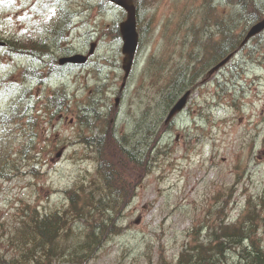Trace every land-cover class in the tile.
<instances>
[{
	"label": "rangeland",
	"instance_id": "374dc122",
	"mask_svg": "<svg viewBox=\"0 0 264 264\" xmlns=\"http://www.w3.org/2000/svg\"><path fill=\"white\" fill-rule=\"evenodd\" d=\"M228 1L140 0L139 46L119 92L122 41L109 31L125 18L121 7L108 0H0L1 38L36 37L51 14L50 5L61 3L76 15L62 47L88 55L85 64L66 65L42 82L35 78L21 82V69L40 67L41 59L29 53L16 55L8 49L10 45H0V112L24 86L32 87L33 130L40 153L35 157L39 161H34L38 172L32 173L29 160L19 152L28 139L7 133L14 159L10 164H17L18 170L14 174L8 165L4 169L9 177L0 176V250L7 247L9 255L14 253L5 239L15 231L27 207L40 213L62 208L68 204L64 189L98 178L97 155L83 136L97 133L99 127L112 128L116 135L127 133L130 143L137 144L138 155L148 153L150 166L117 220L121 229L85 264H177L182 249L194 238L205 239L208 226L218 219L225 223L242 220L248 201L258 204L256 213L262 212L264 31L225 66L200 77L188 89L191 92L182 111L168 118L169 110L163 111L160 104L172 67L183 63L193 49L189 44L192 27L202 38L214 34V46L222 40L213 20L238 7ZM256 1L264 6V0ZM230 16L223 20L229 23ZM244 17L233 28L237 35L244 28ZM68 53L59 51L54 56ZM59 86L67 102L56 107L46 97ZM87 100L95 109H90L96 117L91 127L80 119ZM34 152L25 155L33 160ZM127 166L129 174L132 166ZM134 176L140 178L138 169ZM257 221V233L262 236L261 221ZM78 225L82 227V221ZM236 259L231 251L225 263Z\"/></svg>",
	"mask_w": 264,
	"mask_h": 264
},
{
	"label": "trees",
	"instance_id": "16d2710c",
	"mask_svg": "<svg viewBox=\"0 0 264 264\" xmlns=\"http://www.w3.org/2000/svg\"><path fill=\"white\" fill-rule=\"evenodd\" d=\"M139 1L134 0L137 9ZM228 2L238 7L229 14L232 15L229 23L223 20L229 15L213 21L216 29L220 28L218 34L222 40L219 44L214 46V34L202 38L201 33L194 31L192 27L189 44L193 49L183 63L176 64L170 71V78L160 99L163 111L169 110L176 98L196 85L200 77H206L211 66L226 55L242 50L244 46L241 45L242 39L239 37L250 24L264 16V6L256 0ZM54 9L36 37L26 40L0 37V42L3 40L4 45H10L8 49L15 54L32 53L36 59L42 55L44 58L48 56L52 59L49 66L52 68L56 64L57 67L54 54L59 51H71L62 47V44L68 40L74 13L63 5L55 6ZM242 11L245 16L242 20L244 28L237 35L233 28H236L240 17L243 16ZM237 13L239 15H236ZM109 32L112 36H120L118 26L112 27ZM45 70L36 66L24 67L20 72L21 82L32 78L40 82L47 74ZM30 90L31 87L24 86L23 92L15 95L11 104L0 112V176L9 177L8 171L4 169L8 165L14 174L18 170L17 164H10L14 159L6 139L9 137L8 132L14 136L23 134L22 137L28 139L21 143L19 152L29 160L30 172H38L35 162L39 159L35 160V157L39 156V151H36L38 146L35 141L36 132L33 130L36 111L33 109V101L30 100ZM46 101L52 106H65L67 102L65 91L61 87L58 88L52 95L46 97ZM87 102L90 101L87 100L84 104L80 119L81 124L91 127L96 117H92L90 109H95L89 107ZM160 126L166 127L164 123ZM160 131L156 132V139ZM116 134L112 128L108 130L106 127H99L97 133L83 136L84 142L88 147L94 148L97 155L98 178L87 183L80 180L64 189L68 204L62 208L40 213L35 207H27L15 231L11 233L10 238L5 239L8 247H13L14 253L9 255L7 247L4 251L0 250V264H56L61 261L68 264H85L94 257L108 237L121 229L117 220L131 202L137 186L148 173L150 158L148 153L138 155L137 144L130 143L127 133L118 134L119 136ZM32 150L35 151V154L31 155L33 160L25 155H30ZM128 164L132 166L129 174ZM137 169L140 171L138 179L134 176ZM257 205H252L251 201H248L243 219L238 222L225 223L223 219H218L215 224L208 226L206 238L201 241L194 238L180 252L177 264H226L228 253L231 251L237 254L233 264H264V215H261L264 214V203H260L261 213H256ZM257 220L263 223L260 224L262 236L257 233ZM81 221L82 227L78 225ZM196 231H193L194 237L198 234Z\"/></svg>",
	"mask_w": 264,
	"mask_h": 264
},
{
	"label": "water",
	"instance_id": "95a60500",
	"mask_svg": "<svg viewBox=\"0 0 264 264\" xmlns=\"http://www.w3.org/2000/svg\"><path fill=\"white\" fill-rule=\"evenodd\" d=\"M110 2L122 7L126 12V17L123 21L119 23V31L122 38V53L124 54L122 68L124 70L123 81H125L128 76L132 63L135 56V51L138 44V32L136 30V8L133 3V0H109ZM264 30V17L257 22L253 23L243 40V43L246 42L249 38L260 33ZM92 51V47L90 52ZM232 54L227 55L224 59L216 63L210 70L209 74H212L214 71L218 70L223 66L231 57ZM87 56L75 53L67 57H62L60 62H73V63H82L86 60ZM189 91H186L171 107L168 118L173 116L175 113L181 111L186 105V101L189 95Z\"/></svg>",
	"mask_w": 264,
	"mask_h": 264
},
{
	"label": "bare ground",
	"instance_id": "6f19581e",
	"mask_svg": "<svg viewBox=\"0 0 264 264\" xmlns=\"http://www.w3.org/2000/svg\"><path fill=\"white\" fill-rule=\"evenodd\" d=\"M206 50V49H205ZM95 51V50H94ZM32 80V79H31Z\"/></svg>",
	"mask_w": 264,
	"mask_h": 264
}]
</instances>
